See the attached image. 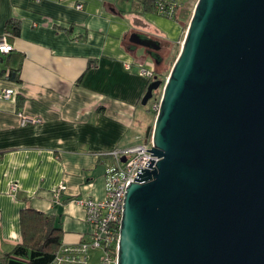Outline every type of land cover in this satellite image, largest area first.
<instances>
[{
	"label": "crops",
	"instance_id": "0c3cea01",
	"mask_svg": "<svg viewBox=\"0 0 264 264\" xmlns=\"http://www.w3.org/2000/svg\"><path fill=\"white\" fill-rule=\"evenodd\" d=\"M137 1L0 0V38L10 21L20 25L7 37L13 51L0 54V256L22 242L24 209L50 217L62 244L81 241L90 228L75 200L103 199L106 154L148 140L141 132L155 119L141 114L140 70L155 73L181 42L187 12L167 18ZM19 112L42 122L23 127Z\"/></svg>",
	"mask_w": 264,
	"mask_h": 264
},
{
	"label": "water",
	"instance_id": "95a60500",
	"mask_svg": "<svg viewBox=\"0 0 264 264\" xmlns=\"http://www.w3.org/2000/svg\"><path fill=\"white\" fill-rule=\"evenodd\" d=\"M161 89L118 264H264V0H198Z\"/></svg>",
	"mask_w": 264,
	"mask_h": 264
},
{
	"label": "built area",
	"instance_id": "2783aa9c",
	"mask_svg": "<svg viewBox=\"0 0 264 264\" xmlns=\"http://www.w3.org/2000/svg\"><path fill=\"white\" fill-rule=\"evenodd\" d=\"M184 0H157V11L159 15L173 18L175 13L183 5ZM82 8L81 5L78 6ZM13 45L7 40V36L0 38V54L8 55L13 51ZM128 70L131 66L127 65ZM140 74L152 82L154 72L141 69ZM149 82V83H150ZM15 92L13 89L4 91L3 97L11 99ZM151 110L156 113L160 109V99L153 98ZM20 124L37 125L42 122L40 118L25 116L19 112ZM153 147L152 139L145 143L116 149L106 155L111 158V163L107 166L105 176V197L101 200L92 198L78 199L75 202L82 207L85 213V220L91 226L90 232L81 241L74 244H62L56 252L50 264H91L90 252L100 250L102 256L100 264H118V252L120 242V230L123 218V205L125 204V193L127 187L134 183L138 174V167L149 169L146 163L152 159L157 160L151 150ZM12 192H17L18 185L11 186ZM66 191L64 184L60 185L55 193V197Z\"/></svg>",
	"mask_w": 264,
	"mask_h": 264
},
{
	"label": "trees",
	"instance_id": "16d2710c",
	"mask_svg": "<svg viewBox=\"0 0 264 264\" xmlns=\"http://www.w3.org/2000/svg\"><path fill=\"white\" fill-rule=\"evenodd\" d=\"M136 6L143 11H153L159 14L157 11V0H138ZM187 9H190V7ZM178 11L173 19H177ZM187 26H185V30H187ZM19 32V23L10 21L6 29L7 37L17 36ZM157 58L159 66H161L163 57L158 56ZM158 69L154 76H158L159 79L165 81L167 77L161 75ZM8 77L14 82L20 81L19 71H9ZM21 223L22 242L16 245L11 252L1 255L0 264H50L62 245V229L46 214L33 209H24L22 211Z\"/></svg>",
	"mask_w": 264,
	"mask_h": 264
},
{
	"label": "rangeland",
	"instance_id": "374dc122",
	"mask_svg": "<svg viewBox=\"0 0 264 264\" xmlns=\"http://www.w3.org/2000/svg\"><path fill=\"white\" fill-rule=\"evenodd\" d=\"M197 1L198 0H184L183 5L180 7V9L178 11V15H180L184 11L187 12L186 25H189V22H190V19H191V16L193 14V10H194V7H195ZM189 7H190V9H187ZM185 33H186V30L184 31L183 38H182L180 43L175 44L171 49H169L168 52H165V54L162 55L163 63L161 64V66H159V69H158V71L161 75H164L166 77L169 76L170 71L172 69V66H173L174 62L176 61V59L179 55V52L181 50V46H182V42H183L184 37H185ZM161 95H162V89L158 90L154 93V98L160 99ZM153 102H154V99L150 100L146 106L141 107V114H143L145 118H148L150 120L149 121L150 123H152L153 120L156 119V113H154L151 110ZM153 125H154V123L152 124L151 127H153ZM141 135H142V139H145L146 129L141 132ZM89 228L91 229L90 225H89ZM90 255L92 258L91 264H100L99 261H100V258L102 256V252L100 250H93L90 252Z\"/></svg>",
	"mask_w": 264,
	"mask_h": 264
}]
</instances>
